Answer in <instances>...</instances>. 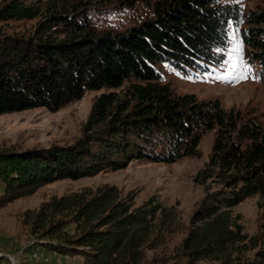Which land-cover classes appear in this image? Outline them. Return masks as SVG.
<instances>
[{"label": "trees", "instance_id": "1", "mask_svg": "<svg viewBox=\"0 0 264 264\" xmlns=\"http://www.w3.org/2000/svg\"><path fill=\"white\" fill-rule=\"evenodd\" d=\"M155 5L151 19L124 33L94 31L71 21L72 32L64 39L46 30L33 38L0 35V115L38 108L55 112L87 91L131 83L123 98L114 93L96 98L74 145L0 151V209L45 185L117 171L134 160L173 164L197 156L201 137L215 130L209 163L194 180L205 185L217 179L228 193L220 197L221 192L205 188L180 257L184 264H231L247 237L230 209L264 195V130L254 122L237 127L218 104L174 95L159 83L157 66L183 72L219 66L229 25L243 17L241 40L263 66L264 84V10L241 14L225 0ZM3 12L20 19L34 16L16 3ZM161 211L154 198L136 207L133 193L122 197L116 187L103 186L93 194L54 197L26 213L23 222L44 240L40 246L56 255L79 257L82 264H139ZM69 224L77 235L66 231ZM247 264H264V249Z\"/></svg>", "mask_w": 264, "mask_h": 264}, {"label": "rangeland", "instance_id": "2", "mask_svg": "<svg viewBox=\"0 0 264 264\" xmlns=\"http://www.w3.org/2000/svg\"><path fill=\"white\" fill-rule=\"evenodd\" d=\"M155 1L160 0H0V35L33 38L46 30L47 35L64 39L72 32L71 21L94 31L124 33L155 15ZM225 1L240 7L241 14L264 10V0ZM15 3L32 10L34 16L21 19L5 16V7ZM245 28L243 17L237 24L229 25L225 59L219 66L207 72H183L158 65L159 83L168 85L176 96L192 95L198 102L218 104L225 114H232L237 127L254 122L264 130L263 66L252 59L250 49L241 40V30ZM130 84L87 91L80 100L55 112L38 108L0 115V151L74 145L83 135L96 98L110 93L123 98ZM215 135L212 130L201 137L197 156L181 158L173 164L134 160L117 171L106 170L92 177L45 185L33 195L6 205L0 209V264H82L79 257L59 256L41 247L44 240L31 234L23 222L24 215L35 213L54 197L93 194L103 186L116 187L122 197L133 193L136 207L153 198L161 207L139 264H184L180 247L191 228V217L205 197V188L221 192L220 197L228 193L217 179L212 178L205 185L194 180L209 163ZM230 211L247 237L244 244H239L240 253L232 256L231 264L251 263L256 253L264 249V195H254ZM66 231L78 234L74 225L69 224ZM249 239H254L255 248H251Z\"/></svg>", "mask_w": 264, "mask_h": 264}, {"label": "snow or ice", "instance_id": "3", "mask_svg": "<svg viewBox=\"0 0 264 264\" xmlns=\"http://www.w3.org/2000/svg\"><path fill=\"white\" fill-rule=\"evenodd\" d=\"M244 78H246V77H244Z\"/></svg>", "mask_w": 264, "mask_h": 264}]
</instances>
